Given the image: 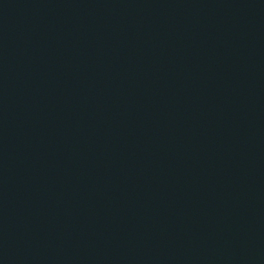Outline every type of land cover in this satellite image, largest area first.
I'll return each instance as SVG.
<instances>
[{"label":"water","instance_id":"95a60500","mask_svg":"<svg viewBox=\"0 0 264 264\" xmlns=\"http://www.w3.org/2000/svg\"><path fill=\"white\" fill-rule=\"evenodd\" d=\"M0 264H264V0H0Z\"/></svg>","mask_w":264,"mask_h":264}]
</instances>
